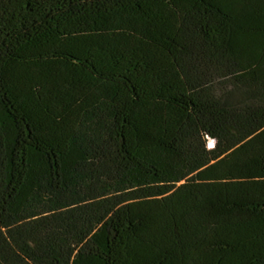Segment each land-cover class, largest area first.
Masks as SVG:
<instances>
[{"label":"trees","instance_id":"obj_1","mask_svg":"<svg viewBox=\"0 0 264 264\" xmlns=\"http://www.w3.org/2000/svg\"><path fill=\"white\" fill-rule=\"evenodd\" d=\"M0 264H264V0H0Z\"/></svg>","mask_w":264,"mask_h":264},{"label":"rangeland","instance_id":"obj_2","mask_svg":"<svg viewBox=\"0 0 264 264\" xmlns=\"http://www.w3.org/2000/svg\"><path fill=\"white\" fill-rule=\"evenodd\" d=\"M208 143H210V141ZM116 201H118V198L110 200L111 204ZM99 212L100 210L96 207V205H90L80 208L77 211L65 213L57 220L48 221L49 223L44 222L45 224L43 225L41 223H37V225L40 229H47L50 233L59 231V234H62L65 239V243L62 248V256L65 260L66 258H71L76 248L79 246L80 239L82 238V234L80 233L81 235H79V232L89 229L91 221H93L96 217L99 218ZM98 213L99 215L97 216ZM46 224H50V227H47L49 225ZM22 233L19 232L20 235Z\"/></svg>","mask_w":264,"mask_h":264},{"label":"snow or ice","instance_id":"obj_3","mask_svg":"<svg viewBox=\"0 0 264 264\" xmlns=\"http://www.w3.org/2000/svg\"><path fill=\"white\" fill-rule=\"evenodd\" d=\"M209 147H211V145H209Z\"/></svg>","mask_w":264,"mask_h":264}]
</instances>
